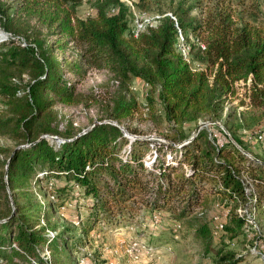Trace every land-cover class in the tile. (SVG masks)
<instances>
[{
  "label": "trees",
  "instance_id": "obj_1",
  "mask_svg": "<svg viewBox=\"0 0 264 264\" xmlns=\"http://www.w3.org/2000/svg\"><path fill=\"white\" fill-rule=\"evenodd\" d=\"M83 1L0 0V26L11 34L0 42V105L7 110L0 117V134L15 142L0 148L9 152L0 160V264H79L92 232L130 225L141 208L168 212L181 229L188 218L197 225L195 234L208 241L209 196L234 207L244 199L241 172L250 178L258 212L264 214V161L238 148L246 151L242 137L230 131V113L223 114L231 82L252 74L250 103L239 111L237 125L264 121V24H237L230 11L202 21L190 16L195 5L180 2L172 13L187 40L188 32L194 35L191 57L203 65L193 70L176 48L177 28L169 16L135 37L130 8L120 0H93V14L80 16ZM150 3L136 0L143 11ZM25 16L42 21L58 38L29 34ZM71 49H77L78 60L64 55ZM81 61L115 74L123 93L112 98L104 119L75 133H60L53 125V108L82 102L78 78L66 77L83 74ZM133 79L147 84L142 105L129 94ZM138 113L165 122L168 132L149 138L110 122L119 124ZM199 120L224 135L217 125L221 121L233 140L218 147L206 133L188 140L184 124ZM151 151L147 166L144 158ZM37 188L51 200L42 202ZM68 203L79 231L64 227L50 236L47 230L56 231V226L49 220ZM246 231L243 218L231 215L221 235L233 238ZM45 247L49 259L41 255ZM231 258L224 254L213 264L242 261L241 256Z\"/></svg>",
  "mask_w": 264,
  "mask_h": 264
},
{
  "label": "rangeland",
  "instance_id": "obj_2",
  "mask_svg": "<svg viewBox=\"0 0 264 264\" xmlns=\"http://www.w3.org/2000/svg\"><path fill=\"white\" fill-rule=\"evenodd\" d=\"M92 1L93 0H84L80 4L78 7V14L80 16L93 14L94 5ZM182 1H186L184 4L185 6L190 4L195 5L190 16L197 17V19L202 21L207 16L215 15L218 12L230 11L232 12L233 20L237 24L241 22L264 24V0H151L149 6H146L145 9L149 11V13L159 12L160 10L173 12L176 6ZM23 21L29 26V34L40 32L43 36L48 35V37L52 39L58 38L56 34L50 33V28L35 17L25 16L23 17ZM193 36L191 32H188L189 40ZM198 38L200 39V36H198ZM73 46V44H70L69 48ZM76 52L77 49L66 50L64 51V55L70 59L78 60ZM56 54L57 56H62L60 51H56ZM2 67L0 63V73ZM80 69L83 71L81 76L66 74V77L71 80L78 78L76 91L83 96L82 102L75 105L58 104L53 108L57 113L53 125L56 131L60 133H75L86 127L92 126V124L99 119H104L106 117V109L112 104V98L122 95L123 93V87H121L118 78L108 70L97 69L83 61L80 62ZM131 83H133L135 89L132 90L129 88V94L142 105L145 102V89L141 82L136 79H133ZM243 109L244 108H239L238 105H229L226 113H230L228 121L233 124L230 131L236 134V136L242 137V142L246 147L247 153L264 161V139L258 141L253 137L251 139L245 138L243 135L249 134L251 130H264V121L259 124H252L250 127H238L239 111ZM6 112V108L0 105V117H4ZM225 114L224 116H226ZM202 122L204 121L199 120L198 122L185 123L186 132L190 136L193 133H195L194 135L199 133L208 134L209 125H203L195 132L199 123ZM119 124L125 130L126 128L135 130L140 135L149 136L150 138H159V136H163L169 130L165 122L147 118L145 113H138L131 118L123 119ZM227 126H229V124ZM14 145L15 142L8 135L0 134V148H12ZM8 153L0 152V160L5 159ZM147 154H152V151ZM3 173L4 169L0 166V175ZM37 190L41 196L42 202L46 203L51 200L44 191L38 188ZM7 197L10 196L7 194ZM219 200V196H209V203L211 205ZM208 206H206L208 209L206 217L210 218L212 207ZM149 213L150 212L147 210L141 208L136 215L135 221L130 225L104 231L102 233L92 232L88 237L87 245L82 247L83 253L87 255L80 257L89 259L92 264H107L110 260H114L116 264H206L207 262L213 264L215 257L219 258L224 254H232L231 260L241 256L242 261L237 264H264V260L260 259L258 257L259 255L252 250L254 242L253 239H251V235L247 233L245 235L229 238L228 236H222L221 234H214L212 232L210 239L207 241L195 234L194 230L197 225L189 223V219L184 218L183 229L179 232V238H174L171 234L173 233L172 224L174 218L168 212H163L161 214L160 227L157 229L158 233L154 239H150L149 241L151 244L157 246L170 243L172 250L168 251L166 248L161 249L159 254H154L151 258L145 255L138 257L133 256L130 258V256L124 252V247L121 246L118 241L121 237H125L127 233L133 237H141L142 234L149 233L153 228L151 215ZM257 215L259 229L253 231V233L255 237L260 238V242L264 245V214L258 212ZM49 224L56 226V232L59 234L64 227L70 229L74 228L75 232H78L80 229V227H78L79 225H77L73 205L65 211L64 216H61L59 213L52 216L49 220ZM210 226L212 228L211 222ZM130 227L133 229L132 232L130 231ZM146 240L148 239L146 238ZM113 249H117V252L113 251ZM218 251L219 253H217ZM72 255L74 254L72 253Z\"/></svg>",
  "mask_w": 264,
  "mask_h": 264
},
{
  "label": "built area",
  "instance_id": "obj_3",
  "mask_svg": "<svg viewBox=\"0 0 264 264\" xmlns=\"http://www.w3.org/2000/svg\"><path fill=\"white\" fill-rule=\"evenodd\" d=\"M120 1L130 8L132 14L131 35L135 37L138 36L141 32L147 30L148 28L155 27L158 23V20L162 16H169L175 22L177 28V40H176L177 50L193 70L203 69V65L192 59L190 52L192 40L191 41L187 40V38L183 34L182 29L179 27L177 23V19L175 15L172 12H165L163 15L156 13H149L147 11H143L137 8L136 0H120ZM111 11H114V8H112ZM10 37L11 34L0 26V42L5 41ZM15 40L16 43L20 45H25V41L23 40V38L16 37ZM200 45L203 47L202 44ZM252 77H253L252 74H248L246 78L236 79L231 82V92L228 93L226 96L223 114L227 112L229 105L231 104L238 105L239 108L241 109L248 106V104L250 103L251 85L253 81ZM142 86L146 88L147 84H142ZM202 123H206L205 125L210 124L209 122H202ZM217 125L222 130L224 135L221 134L219 130L210 128L208 129V137L211 140L212 144L218 147L223 142L227 140H233V138L225 130V128L220 122H217ZM252 137L258 141H262L264 139V130L257 129L249 132V134H247V138L251 139ZM152 155L153 154L146 155L144 159L145 165L147 166L150 165ZM183 168L185 171H187L188 167L186 163L183 164ZM239 179L243 186L244 199L243 200L237 199L238 201L234 207H232L231 205H227L226 202L220 203L218 201L213 203L211 210L212 214L210 215V220L212 223V232L214 234H221L224 231V226L231 217V215H236L243 218L244 223L247 227L246 233L248 235L249 234L251 235V239H253L254 242L252 246V250L259 255L258 257L260 259L264 260V245L260 242V238L255 237L253 233V231L259 229L258 219H257L258 208L256 206V191L251 183L250 178L246 173L241 172L239 174ZM71 205L72 204L68 203L65 206H63L59 214L61 216H64L65 211ZM162 213L163 211H158V210L149 213L151 215V220L153 225V228L151 231H149V233L142 234L141 237H136V236L133 237L127 233L125 234L126 235L125 237H121L119 239L118 242L120 243L121 246L124 247L123 250L128 256L132 258L133 256L138 257L141 255L143 256L145 255L148 258H151L152 255L159 254L161 252V249L166 248L168 251L172 250V246L170 245V243L157 246L151 244L149 241L150 239L151 240L154 239L158 233L157 229L160 227ZM172 226H173L172 227L173 233H171L172 236L174 238H179V232L181 231V222L174 218ZM130 228H131L130 231L132 232L133 229L132 227ZM47 231L50 236L56 234V231L53 230H47ZM146 238L148 240H146ZM113 251L117 252V249H113ZM41 255L45 256L48 259L50 258V252L46 247L43 248ZM79 264H92V262L89 259L80 258ZM107 264H116V262H114V260H110L107 262ZM206 264H212V263L207 262Z\"/></svg>",
  "mask_w": 264,
  "mask_h": 264
},
{
  "label": "water",
  "instance_id": "obj_4",
  "mask_svg": "<svg viewBox=\"0 0 264 264\" xmlns=\"http://www.w3.org/2000/svg\"><path fill=\"white\" fill-rule=\"evenodd\" d=\"M111 123H113L114 125H116V126H118L119 128H121L123 131H125L126 132V130L121 126V125H119V124H117L115 121H110ZM206 123H199V125H198V128L196 129V131L195 132H197L198 130H199V128L200 127H202L203 125H205ZM195 133H193L191 136H190V138L188 139V140H190V139H192L195 135H194ZM53 138H56V137H53ZM237 145V144H236ZM238 146V148H240L244 153H246L247 155H249L251 158H253L254 160H256V161H260V160H258V159H256L255 157H253L252 155H250L249 153H247L245 150H243L239 145H237ZM10 196V195H9ZM10 198H11V196H10Z\"/></svg>",
  "mask_w": 264,
  "mask_h": 264
},
{
  "label": "crops",
  "instance_id": "obj_5",
  "mask_svg": "<svg viewBox=\"0 0 264 264\" xmlns=\"http://www.w3.org/2000/svg\"><path fill=\"white\" fill-rule=\"evenodd\" d=\"M125 257H127V256H125ZM128 258V257H127ZM131 258V257H130ZM130 258H128V259H130Z\"/></svg>",
  "mask_w": 264,
  "mask_h": 264
}]
</instances>
